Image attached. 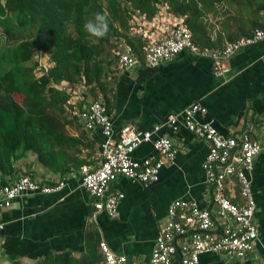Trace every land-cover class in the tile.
I'll use <instances>...</instances> for the list:
<instances>
[{
	"label": "crops",
	"instance_id": "1",
	"mask_svg": "<svg viewBox=\"0 0 264 264\" xmlns=\"http://www.w3.org/2000/svg\"><path fill=\"white\" fill-rule=\"evenodd\" d=\"M159 8L151 19L139 17L137 26L130 28L144 45L165 26L182 21V17L167 13L165 5ZM205 16L209 40L222 45L202 49L221 48L252 35L254 29L264 31V0H224V4L208 9ZM103 60L102 80L114 130L126 124L137 130H151L160 124L152 138L168 137L174 150L172 159L163 161L157 180L151 183L117 176L111 189L120 191L123 197L113 217L94 212L88 194L79 184L78 168L60 175L42 166L32 154L17 159L13 165L15 171L3 176L4 180L25 172L42 184L61 182V187L46 194H21L9 207L0 208V264L11 261L36 264L47 254L64 251L77 258L86 253L90 230L96 232L97 242L103 240L112 252L124 255L125 264H147L157 230L167 219L170 201L188 199L199 208H212L210 188L204 181L202 167L207 142L194 137L180 119L172 128L165 124L168 114L177 113L192 103L205 109L203 116L195 115L196 121L212 120L220 135L245 133L261 146L252 161L250 190L254 204L252 219L258 232L255 246L257 250L264 248V38L221 59L226 69L221 78L213 75L210 58L187 50L157 67H148L140 60L132 69L123 70L116 56ZM112 65L116 66L115 70ZM99 101H102L100 95ZM68 129L73 135L82 131L86 140L92 141L91 147L82 149L81 157L85 159L84 164L97 165L100 132L84 130L76 119L72 124L67 123ZM153 154L152 144L146 142L139 144L130 157L139 162ZM225 190L233 202H241L235 179L228 180ZM97 242L93 241L94 246ZM94 251L101 264L99 250ZM199 264H264V258L260 255L255 259L252 256L230 259L220 253H201Z\"/></svg>",
	"mask_w": 264,
	"mask_h": 264
},
{
	"label": "built area",
	"instance_id": "2",
	"mask_svg": "<svg viewBox=\"0 0 264 264\" xmlns=\"http://www.w3.org/2000/svg\"><path fill=\"white\" fill-rule=\"evenodd\" d=\"M263 38L264 31L254 29L252 35L221 48L200 49L191 40L190 32L182 21H176L165 26L146 42L142 47L141 60L148 67H157L187 50L210 58L213 75L221 78L226 73L221 59L227 58L240 47ZM114 54L123 70L140 61L126 44L119 46ZM38 65L39 74L50 66ZM52 86L66 93V104L70 106L71 114L76 115L81 127L87 131L98 130L102 136L98 145L100 160L95 166L83 164L79 167V184L88 194L94 212L113 217L123 194L112 190L111 183L119 175L141 183L157 180L163 161L173 157L171 142L166 135L152 138V133L161 127L160 124L154 125L151 130H137L126 124L115 131L101 101L82 100L81 94L70 89L65 81ZM197 114L203 116L205 109L192 103L177 113L168 114L165 124L172 128V124L180 119L194 137L207 142L202 167L204 181L210 188L212 208L211 211L199 208L194 201L188 199L170 201L167 219L157 230L147 264H199L201 253H220L230 259H245L249 256L255 259V256L260 255L264 258V248L257 250L255 246L258 232L252 219L254 204L250 190L252 161L261 146L245 133L239 136H222L213 127L212 120L196 121ZM146 142L152 144L154 154L139 162L132 160L131 152L139 144ZM230 178L235 179L238 184L240 203L233 202L225 194ZM60 187L61 182L55 185L42 184L23 172L0 183V208L9 207L21 194H46ZM97 247L102 256L101 264L126 263L125 256L112 252L105 241H98Z\"/></svg>",
	"mask_w": 264,
	"mask_h": 264
},
{
	"label": "trees",
	"instance_id": "3",
	"mask_svg": "<svg viewBox=\"0 0 264 264\" xmlns=\"http://www.w3.org/2000/svg\"><path fill=\"white\" fill-rule=\"evenodd\" d=\"M216 4H224V0L0 1L3 35L13 42L11 51L0 50V183H4L3 176L15 171V161L27 154L60 175L84 164L81 151L91 147L92 141H87L82 131L76 135L67 133V123L78 119L66 104V93L52 84L65 81L69 86H87L81 92L82 100L100 95L108 114L109 98L102 80L104 57L114 58V51L126 44L142 59L144 43L130 30L131 16L148 20L156 14L158 6L165 5L167 13L182 17L191 40L202 49L222 45L210 41L205 30L207 10ZM97 14L108 20L107 34L99 39L84 30L85 23ZM23 28H27V33L22 36L19 29L22 32ZM37 53L48 54L50 61V66L38 75L34 60ZM15 96H21V102ZM65 109L71 116H66ZM95 240L97 234L90 230L86 253L77 258L68 251L47 254L36 264H99Z\"/></svg>",
	"mask_w": 264,
	"mask_h": 264
},
{
	"label": "rangeland",
	"instance_id": "4",
	"mask_svg": "<svg viewBox=\"0 0 264 264\" xmlns=\"http://www.w3.org/2000/svg\"><path fill=\"white\" fill-rule=\"evenodd\" d=\"M0 1H2V0H0ZM158 9H159V11H160L159 6H158ZM138 19H139V17H136V19H135L133 16H131V19H129V24H130V26H131V27H136V26H137L136 22L139 21ZM134 24H135V25H134ZM133 25H134V26H133ZM22 30H23V31L21 32L20 29H19L20 34H21L22 36H23V35H26V33H27V28H23ZM12 48H13V42H12V41H8V40L5 39V37H4V35H3V27H2V25H0V50H3V51H6V52H9V51H11ZM34 60L37 61V64H42V65H44V66H49V64H50V63H49L50 61H49V58H48V54H45V53H37V54L34 56ZM115 67H116V66H113V65H112V68H113L114 70H115ZM39 69H40V66H39V65L35 66V74H39ZM113 69H111V70H113ZM131 69H132V68H131ZM70 89L75 90V91H77L78 93L81 94V92H82L83 90H87L88 87H87V86H84V85H82V84H73V85L70 87ZM14 99H15L17 102H21V100H22L21 96H15ZM96 99H99V96L96 97ZM65 114H66V116H71V115L69 114L68 110H66V109H65ZM66 131H67V133H69V134H70V132H71L69 129L66 130Z\"/></svg>",
	"mask_w": 264,
	"mask_h": 264
},
{
	"label": "clouds",
	"instance_id": "5",
	"mask_svg": "<svg viewBox=\"0 0 264 264\" xmlns=\"http://www.w3.org/2000/svg\"><path fill=\"white\" fill-rule=\"evenodd\" d=\"M84 30L92 37L97 39L103 38L108 31L107 17L102 14H97L93 20H89L85 23Z\"/></svg>",
	"mask_w": 264,
	"mask_h": 264
}]
</instances>
